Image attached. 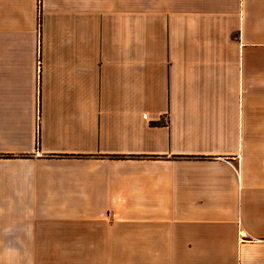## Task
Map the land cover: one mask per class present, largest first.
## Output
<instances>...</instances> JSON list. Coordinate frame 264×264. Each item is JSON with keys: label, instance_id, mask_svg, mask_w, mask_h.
<instances>
[{"label": "crops", "instance_id": "1", "mask_svg": "<svg viewBox=\"0 0 264 264\" xmlns=\"http://www.w3.org/2000/svg\"><path fill=\"white\" fill-rule=\"evenodd\" d=\"M0 264H264V0H0Z\"/></svg>", "mask_w": 264, "mask_h": 264}]
</instances>
